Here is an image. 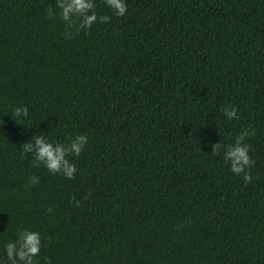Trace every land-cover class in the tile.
<instances>
[{
    "label": "trees",
    "instance_id": "1",
    "mask_svg": "<svg viewBox=\"0 0 264 264\" xmlns=\"http://www.w3.org/2000/svg\"><path fill=\"white\" fill-rule=\"evenodd\" d=\"M126 2L75 32L56 0H0V242L38 230L39 264H264V0ZM249 127L246 183L212 150ZM40 134L88 136L74 178L23 154Z\"/></svg>",
    "mask_w": 264,
    "mask_h": 264
},
{
    "label": "clouds",
    "instance_id": "2",
    "mask_svg": "<svg viewBox=\"0 0 264 264\" xmlns=\"http://www.w3.org/2000/svg\"><path fill=\"white\" fill-rule=\"evenodd\" d=\"M104 5L118 17L125 16L127 12L126 0H103ZM56 9L62 21L67 22L70 30L79 32L89 30L96 22L106 23L111 19L108 15H98L95 11L96 0H56ZM56 12L48 10V16L55 18ZM78 20V23L76 21ZM72 31L65 33L71 36ZM228 120L239 119L238 108L227 106L223 109ZM12 117L18 124H23L29 118L27 106H16L12 109ZM254 135V130L241 131L233 143L223 146L213 145V155H222V159L227 163L230 172L240 175L246 183L251 182L252 176L248 169H251L255 161L251 157L250 145L245 141ZM88 143L86 134L76 135L70 138L67 143L53 141L46 135L33 136L30 140L22 143L23 154H31L36 166L43 165L52 174H61L66 178H74L77 169L75 164L68 159L69 156H79ZM38 177L31 176L29 183H38ZM50 211V210H49ZM16 238L0 242V264H39V254L43 246L42 236L38 230L29 227H21L16 230Z\"/></svg>",
    "mask_w": 264,
    "mask_h": 264
}]
</instances>
